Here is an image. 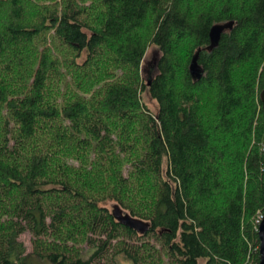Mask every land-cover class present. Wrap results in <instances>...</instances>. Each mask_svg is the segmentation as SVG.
<instances>
[{"label": "trees", "instance_id": "1", "mask_svg": "<svg viewBox=\"0 0 264 264\" xmlns=\"http://www.w3.org/2000/svg\"><path fill=\"white\" fill-rule=\"evenodd\" d=\"M263 90L264 0H0V264H259Z\"/></svg>", "mask_w": 264, "mask_h": 264}, {"label": "water", "instance_id": "2", "mask_svg": "<svg viewBox=\"0 0 264 264\" xmlns=\"http://www.w3.org/2000/svg\"><path fill=\"white\" fill-rule=\"evenodd\" d=\"M223 26H224L223 24H219V25H215L211 29L210 36L212 40V47H214L215 45L219 43L222 32L224 30ZM189 69H190V73L192 77L195 80L201 79V77L203 76L204 70L201 64L199 63V53H197L192 59ZM261 100H262L263 111H264V90L261 92ZM114 214L116 218L123 225L129 228H132L139 233L144 234L149 231L150 224L148 222L142 219L136 218L129 213H123L122 209L119 206H115ZM259 238H260V254H261L259 264H264V217L259 225Z\"/></svg>", "mask_w": 264, "mask_h": 264}, {"label": "rangeland", "instance_id": "3", "mask_svg": "<svg viewBox=\"0 0 264 264\" xmlns=\"http://www.w3.org/2000/svg\"><path fill=\"white\" fill-rule=\"evenodd\" d=\"M154 49H155L154 47H151L148 52L151 53ZM155 51L156 50L153 51V54L146 61V65H148L149 69H151V64L155 59ZM145 72L146 69L144 70V74L147 75V72L146 73ZM144 101L149 105V107L154 112L157 111V103L153 99H151V97L148 94H145ZM108 206L111 208V210L115 208V204L113 202H109ZM123 213H127V212L123 211ZM20 241H22L26 245L27 247L26 253H31L33 251L32 234L30 232L27 231L24 234H22L20 236ZM91 253H92V249L88 248V246L85 245L84 257L90 256ZM36 259L35 261H37ZM38 264H51V263L49 261L39 260ZM201 264H204V262L202 261Z\"/></svg>", "mask_w": 264, "mask_h": 264}, {"label": "built area", "instance_id": "4", "mask_svg": "<svg viewBox=\"0 0 264 264\" xmlns=\"http://www.w3.org/2000/svg\"><path fill=\"white\" fill-rule=\"evenodd\" d=\"M263 217H264V215H261V216L258 218L257 222H258L259 225H260L261 221L263 220Z\"/></svg>", "mask_w": 264, "mask_h": 264}]
</instances>
